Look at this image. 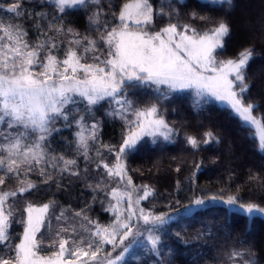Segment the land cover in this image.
<instances>
[{
  "label": "snow or ice",
  "instance_id": "snow-or-ice-1",
  "mask_svg": "<svg viewBox=\"0 0 264 264\" xmlns=\"http://www.w3.org/2000/svg\"><path fill=\"white\" fill-rule=\"evenodd\" d=\"M261 4L257 28L238 21L235 0H0V264H127L126 254L135 264H200V245H190L216 235L225 237L222 264H264V242L228 228L230 213L264 215V201L244 200L239 186L198 187L201 159L191 192L177 181L160 211L144 206L156 193L135 184L127 165L149 139L162 150L181 131L197 152L223 142L202 120L193 135L187 119L167 118L185 103L196 116L214 101L226 105L241 130H260L253 149L264 153ZM237 25L252 35L228 54ZM106 122L121 125L116 143L102 139ZM77 184L81 196L90 192L82 206L54 199ZM41 189L53 192L46 202L27 198ZM97 202L107 223L89 215ZM210 208L223 210L222 222L207 217ZM192 216L201 226L191 234L173 228Z\"/></svg>",
  "mask_w": 264,
  "mask_h": 264
},
{
  "label": "trees",
  "instance_id": "trees-1",
  "mask_svg": "<svg viewBox=\"0 0 264 264\" xmlns=\"http://www.w3.org/2000/svg\"><path fill=\"white\" fill-rule=\"evenodd\" d=\"M11 2V0H9ZM25 4L28 0H23ZM237 4V17L249 19L257 28L259 27V17L262 10L261 0H249V5L246 7L244 0H235ZM77 27L81 30L85 27V19L77 16ZM30 35L32 30L29 29ZM252 35L246 28L234 27V35L229 42L228 54H234L240 47L244 46L245 40ZM34 38V37H33ZM257 47L259 41L257 40ZM261 60L259 57L250 66V70L257 68ZM257 88L253 89L255 93ZM107 104L98 111V115L103 112ZM166 108L171 109V105H165ZM170 121L187 119L190 127L187 131L193 135H198L203 132V128L197 126L198 121H203L205 127L213 126L218 130V134L222 137L223 142L220 145L212 144L211 146H202L200 151H194L191 146L183 143L184 132L181 131V142H168L161 150L154 147L150 143L135 153L127 160V165L130 169L129 175L133 177V182L139 184H149L156 195L150 201L144 204L145 207L156 204L160 211L165 210L163 205L172 199L177 192V181L191 192V185L188 182V177L192 170L195 169V163L201 159L204 163L199 169L195 170V180L198 187H204L213 191L221 187H228L231 191H236L239 186V195L244 200H253L257 203L264 201V153L253 149V143H258L250 128L241 130L238 127V118L229 116L226 106L219 105L213 102L206 111L200 116L190 113V108L187 103L183 104L178 115H169L167 117ZM120 123H105L102 128V139L116 143L120 136ZM67 133H62L66 135ZM215 153H223L220 160L216 163L210 161L209 157ZM175 158V159H173ZM138 169V171H137ZM229 172L232 173L229 178ZM253 178L250 180L249 176ZM32 179H37L35 176ZM107 182V181H106ZM55 186L53 185V190ZM82 189L77 184L70 191H60L56 193V199L61 205H72L79 207L81 201L90 196L88 190L85 195L81 196ZM39 194L34 197H27L33 199L35 202H46L47 199L53 195L52 191L44 189L38 190ZM187 193L180 192V197L183 198ZM97 211L89 213V215L99 219L102 223H107L110 214L103 213L99 210V202H97ZM205 213L209 219L222 222L223 210L221 208L206 209ZM200 217L192 216L173 224V228H186L189 234L201 225L198 222ZM53 225H56L53 219ZM228 228L231 229V235L246 236L248 241H256L257 243L264 242V217L255 214L247 217L239 212L230 213L228 216ZM19 231V229H18ZM216 233L215 227L211 230ZM225 237L216 235L206 236L200 241H193L191 248H196L200 245L202 255L200 257V264H222L223 252L219 250L218 245L223 243ZM136 247V246H134ZM127 264H135L131 256L126 255L124 258Z\"/></svg>",
  "mask_w": 264,
  "mask_h": 264
},
{
  "label": "rangeland",
  "instance_id": "rangeland-1",
  "mask_svg": "<svg viewBox=\"0 0 264 264\" xmlns=\"http://www.w3.org/2000/svg\"><path fill=\"white\" fill-rule=\"evenodd\" d=\"M243 4H244L246 7H248V5H249V0H244V3H243ZM214 102H215V101H214ZM215 103H217V104H219V105H222V106H226V105H224V104H222V103H219V102H215ZM250 129L252 130L254 136L256 137V139H257V141H258V140H259V135H260V130L257 129V128H255V127H251ZM257 214H259V213H257ZM259 215H261V214H259ZM261 216L264 217V215H261ZM55 226H56V225H53V227H55ZM132 251H135L136 255H140V254H141V249L139 248V246L134 247ZM126 255H127V254H126Z\"/></svg>",
  "mask_w": 264,
  "mask_h": 264
}]
</instances>
